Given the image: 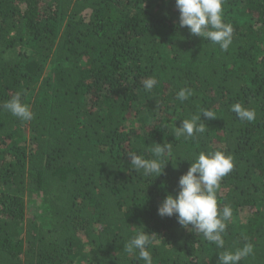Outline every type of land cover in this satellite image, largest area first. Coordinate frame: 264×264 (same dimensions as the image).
<instances>
[{
	"label": "trees",
	"instance_id": "obj_1",
	"mask_svg": "<svg viewBox=\"0 0 264 264\" xmlns=\"http://www.w3.org/2000/svg\"><path fill=\"white\" fill-rule=\"evenodd\" d=\"M223 17L227 51L180 28L175 0H0V105L20 92L34 114L0 107V264H144L125 250L140 230L153 264H218L245 243L254 251L239 264H264V0H224ZM193 115L205 132L175 137ZM153 143L172 146L158 177L129 156L154 158ZM201 151L233 160L216 192L233 210L224 249L157 212ZM25 194L40 198L45 226Z\"/></svg>",
	"mask_w": 264,
	"mask_h": 264
},
{
	"label": "clouds",
	"instance_id": "obj_2",
	"mask_svg": "<svg viewBox=\"0 0 264 264\" xmlns=\"http://www.w3.org/2000/svg\"><path fill=\"white\" fill-rule=\"evenodd\" d=\"M224 0H175L179 10V27H187L194 36H199L219 45L220 49L227 51L232 43L233 27L226 23L223 17ZM157 81L154 77L143 82L145 90L150 91ZM192 95L190 89H181L177 98L183 102ZM13 116L23 121H31L34 117L30 107L22 102V94L17 92L10 100L0 105ZM241 121L251 122L256 113L253 109L237 102L230 109ZM202 115L207 118H217L212 111L202 110ZM201 121V115H193L191 119H184L179 127H175V137L183 136L185 139L203 134L206 126ZM152 153L154 158L147 159L141 155L129 154L131 166L136 171H142L145 176H160L169 163L168 155L172 150L170 143H153ZM233 160L230 155L222 151L198 153L191 161L188 171L178 180L179 191L173 195L167 194L157 209L161 217L177 218L182 228L192 226L204 239L214 244L218 249H224V234L227 222L233 216L230 206L218 208L216 192L220 188L223 177L233 169ZM152 243V235L145 230H140L130 238L125 245L128 253L138 252V258L144 264H153L151 252L148 250ZM254 247L245 243L242 248L235 251L224 250L218 254V264H239V262L253 254Z\"/></svg>",
	"mask_w": 264,
	"mask_h": 264
},
{
	"label": "rangeland",
	"instance_id": "obj_3",
	"mask_svg": "<svg viewBox=\"0 0 264 264\" xmlns=\"http://www.w3.org/2000/svg\"><path fill=\"white\" fill-rule=\"evenodd\" d=\"M25 50L27 52L28 57L35 56L33 52L29 51V49L26 48ZM49 69H50L49 60H47L45 61L44 72L46 71L47 73ZM25 201L27 206L30 207V209H32L30 211L28 209L27 216L32 217L34 221L45 226L47 217L41 205L40 198L34 194H25ZM243 216L244 219L245 217H247V214L243 213ZM22 225H24V222L22 223Z\"/></svg>",
	"mask_w": 264,
	"mask_h": 264
}]
</instances>
